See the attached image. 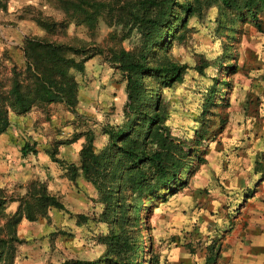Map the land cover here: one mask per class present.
Instances as JSON below:
<instances>
[{"label": "rangeland", "instance_id": "rangeland-1", "mask_svg": "<svg viewBox=\"0 0 264 264\" xmlns=\"http://www.w3.org/2000/svg\"><path fill=\"white\" fill-rule=\"evenodd\" d=\"M88 1L89 21L72 18L59 0H0V111H9L10 122L1 135L16 146L11 170L27 176L25 182L0 179V264H171L176 249L192 255L205 250L212 264L226 228L204 233L202 216H210L203 200L211 194L201 186V170L213 153L233 155L228 126L249 130L250 116L261 114L242 105L254 103L257 85L264 84V6L248 11L226 8L220 0H156L147 11L156 28L146 41L137 16L148 0ZM26 40L60 45L67 59L82 64L65 67L77 86L73 109L30 94L28 112H10L15 76L31 90ZM122 51L142 56L150 69L137 75L139 100L128 115L127 72L115 59ZM173 68L178 76L167 80ZM156 97L161 120L149 124L145 115L153 114L149 104ZM121 131L130 137H119L116 145L149 154L161 146L147 136L162 134L166 177L175 173L176 182L159 188L161 181L145 166V186L134 192L131 166L111 146ZM25 144L36 154L20 161ZM102 152H108L106 160L94 167L92 154ZM175 185L176 193L164 201ZM46 193L62 208L48 207ZM128 205H134L133 217ZM25 209L34 220L24 218ZM20 217L26 221L17 234ZM116 234L128 246L116 249Z\"/></svg>", "mask_w": 264, "mask_h": 264}, {"label": "crops", "instance_id": "crops-1", "mask_svg": "<svg viewBox=\"0 0 264 264\" xmlns=\"http://www.w3.org/2000/svg\"><path fill=\"white\" fill-rule=\"evenodd\" d=\"M252 99L254 103L242 108L261 114L250 116L249 130L242 125L241 128L236 126V130L231 126L226 128V136L233 138V155L213 153L201 170V186L208 188L211 194L203 200L205 213L210 216H202L204 233L211 235L212 231L226 228L212 264H264V84L257 85ZM239 142L240 148L235 149ZM16 157V146L8 136L0 135V179L27 180L25 172L18 175L11 170ZM25 157L20 155V161ZM13 204L18 206V202ZM211 212L213 216L209 215ZM24 221V218L20 220L17 234ZM193 255L176 249L170 263L209 264L210 253L206 256L205 250Z\"/></svg>", "mask_w": 264, "mask_h": 264}, {"label": "trees", "instance_id": "trees-1", "mask_svg": "<svg viewBox=\"0 0 264 264\" xmlns=\"http://www.w3.org/2000/svg\"><path fill=\"white\" fill-rule=\"evenodd\" d=\"M223 6L229 9H247L250 11L253 7H257L258 5L264 6V0H220ZM61 8L69 14L72 18H83L84 20L89 21L92 18V5L88 0H59ZM156 4V0H148V4H145L142 9L144 11L138 12V18L140 23V28L144 31V37L146 41L151 39L152 32L156 28V24L147 18L148 9H154ZM168 3H161V7L164 9L167 8ZM262 8V7H259ZM70 12V13H68ZM252 12V11H251ZM255 17V16H254ZM86 18V19H85ZM259 27V25H257ZM66 50V49H65ZM23 54L27 63V76H29V85L31 86L30 92H27V87H22L20 85V81L15 76L12 89L10 92V97L12 99L11 110L10 112H14L16 114H25L30 109V99L29 95L32 94L35 98H38L41 101H44L46 104L51 103H64L68 108L73 109L75 103L76 96V83L74 81H69L67 78V74L65 72V67L68 65L77 67L78 69L82 68L81 63L75 62L73 59H67L64 56V50L60 45H55L53 43L44 42V41H31L26 40L25 45L23 47ZM117 62L119 63V69L127 72L126 77V90L128 93V103L127 108L129 109V113L133 110V106L139 100V81L138 74L142 71H148L144 65V58L142 56L134 57L132 54L128 52L122 51L115 57ZM169 74V79L172 80L174 77L178 76V69L173 68L170 71H166ZM19 75V74H16ZM171 83V81H169ZM32 92V93H31ZM152 108V115L148 117L146 114L145 122L149 124H158L161 120L160 117V100L159 97H156L155 100L149 104ZM73 111V110H72ZM9 111H0V135L5 133V131L9 128L10 122L8 119ZM151 132V131H150ZM141 134V133H140ZM124 137V139L129 138V134L121 133L116 134L113 137V142L111 146H116L119 150V153L125 156L126 162L130 164L131 176L136 180L134 187L132 190L140 191L145 186H142L140 182H146V173L145 166L151 169L153 178H156L158 181H161L159 188L167 187L171 181L176 182L177 177L176 174L173 173L171 179L167 178L168 170L170 169L169 164V156L166 158V155L161 152V150L168 148L167 145H161L162 134H153L149 133L147 139L151 137L158 141V144L161 146L160 150L154 149L153 152L146 153L142 151L141 153H137L134 151V148H125L123 146L116 145V141L119 137ZM122 142V139H119ZM139 142L136 141L138 145ZM82 151V149H81ZM80 151V153H81ZM35 149L33 147H29V145L25 144L21 149L22 157H25L27 154L35 153ZM108 156V152H102L100 154H92V165L94 167H99L106 160ZM50 157L54 159V155L51 154ZM54 162L56 160H53ZM80 169L82 172L87 175L89 172L88 165L82 161L80 162ZM185 182L182 183L183 187ZM172 187V186H170ZM122 189L120 188L119 195L122 193ZM158 189V188H155ZM169 189V193H164V201L171 196H173L178 188L172 187ZM149 192V191H148ZM155 192V191H154ZM47 194V193H46ZM120 198V197H119ZM45 201L48 202V207H54L61 209L62 205L58 202V200L53 197H49L48 194L43 197ZM24 202V200H23ZM22 202V203H23ZM134 205L127 206V213L131 212L132 217L134 215ZM26 212V213H25ZM25 217L27 220H34L32 218L29 210L25 209ZM22 217L19 218L17 223L21 220ZM111 244L116 246V249H121L123 246H128V242L126 238L120 237V235L116 234L111 238ZM60 264H96V262L92 261H65ZM112 264H120L118 259H114Z\"/></svg>", "mask_w": 264, "mask_h": 264}]
</instances>
